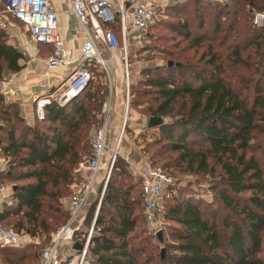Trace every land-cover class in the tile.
<instances>
[{
  "label": "trees",
  "instance_id": "trees-1",
  "mask_svg": "<svg viewBox=\"0 0 264 264\" xmlns=\"http://www.w3.org/2000/svg\"><path fill=\"white\" fill-rule=\"evenodd\" d=\"M171 4L179 17L170 25L179 39L174 45L177 53L166 65L141 72L145 78L131 86L130 105L162 120L154 127L159 148L152 156L175 157H168L161 168L168 175L167 169L174 168L208 178L219 209L202 207L179 191L171 204L164 203L159 247L139 228L144 211L139 180L133 182L125 167L114 164L90 240L89 260L264 264V173L251 155L254 137L264 136V27L252 23L255 13H264V0ZM24 61V54L0 30V81L5 73H19ZM98 68L89 67L92 78L75 99L63 108L47 106L43 118L31 124L19 104H5L0 93V157L5 160L0 183H14L11 204L0 208L2 226L36 237L52 230L49 221L56 229L66 222L68 213L59 199L88 155V137L92 128L101 126L108 99L105 75ZM94 209L95 205L86 225ZM19 253L3 249L0 255L28 259Z\"/></svg>",
  "mask_w": 264,
  "mask_h": 264
},
{
  "label": "built area",
  "instance_id": "built-area-1",
  "mask_svg": "<svg viewBox=\"0 0 264 264\" xmlns=\"http://www.w3.org/2000/svg\"><path fill=\"white\" fill-rule=\"evenodd\" d=\"M174 0H66L67 9L75 17L80 27L81 44L76 58L72 57V47L60 35V13L54 9L51 0H0L3 15L0 13V30H4V15L22 24L29 41L35 47L46 50L45 72L58 68L70 69V73L57 86L48 82L39 83L42 89L48 88L36 100V117L41 120L44 109L54 104L66 106L88 85L92 76L89 67L98 66L106 71L109 85L110 75L107 65L113 53H120L124 62L125 75L129 77L127 60L131 45L142 44L148 37L157 17ZM118 25V32L111 25ZM252 23L264 27V13H255ZM109 53V58L103 57ZM125 115L129 106V85L125 88ZM108 130L104 125L90 140V156L80 169L87 175L83 181L71 188V194L62 202L68 213L66 222L52 232L49 244L41 251L37 264H91L89 244L95 233V223L108 180L113 169L117 152H110ZM5 163V160H4ZM106 163L107 166H103ZM139 180L144 212L151 216L162 206L174 181L159 166L145 164L132 166ZM0 185V190H4ZM95 205L90 226H86L88 212ZM87 227V228H86ZM35 237L25 240L13 228L0 224V246L20 248L35 246ZM81 247L80 250L75 246Z\"/></svg>",
  "mask_w": 264,
  "mask_h": 264
},
{
  "label": "rangeland",
  "instance_id": "rangeland-1",
  "mask_svg": "<svg viewBox=\"0 0 264 264\" xmlns=\"http://www.w3.org/2000/svg\"><path fill=\"white\" fill-rule=\"evenodd\" d=\"M218 1L225 2L226 0ZM172 7V4H170L162 12V14L157 17V20L152 26V29L150 30L147 39L142 44L131 45L129 47L127 55L129 65L128 79L125 75V68L124 62L122 60V55L118 52L112 54V62L107 65V71L109 72L111 78V85H109L106 71L101 67L98 68V70L102 71L105 75V80L108 85V99L104 106V116L102 124L101 126H96L92 128L87 141L88 155L84 157L81 163H85L90 156L89 145L91 137L104 125L107 126L108 130L107 140L110 148L109 151L117 152L114 164L125 167L127 171H129V173L131 174L130 180H132L133 182H137L138 180V176L132 168L133 165L140 167L144 166L145 164H149L161 167L165 163L166 159H170L168 157H171L170 160L174 159L175 155L169 154H166L162 157L152 156L155 151H157V149L159 148L154 144V142L159 136L158 130L156 128H148V121L150 118L147 115L142 114V108L136 105H130L133 99L131 96L129 97L127 116L125 115L126 113L124 105L126 95L125 88L127 83L129 85L130 95L131 86H136L140 80L145 78L141 75V72L144 69L166 65L169 59L174 58L170 55L177 53V50L176 48H174V45L177 41H179V39L176 38V35L171 32L170 25H172L173 23H178L179 17L175 14ZM0 13L3 15V9L1 6ZM189 14L191 15V11H189ZM4 23V31L6 32L9 38V42L13 46H15L19 51L26 53V61L31 60L28 55L29 50H33L38 57L44 59L46 53L44 54V51L42 49H39L30 43L27 30L22 24L18 23L17 21H14L11 17L7 15H4ZM109 28L114 32H117L118 30L115 25H111V27ZM69 29L71 35L75 34L71 38L72 42L74 41V43L76 44L74 49L75 56L78 55V50L81 44V35L79 32L80 27L76 20L71 21ZM184 45L185 43L180 45L179 49L184 47ZM109 56V53L103 52V57L105 59L109 58ZM11 75L12 74L5 73L3 75L2 80L0 81V84L7 82L10 79ZM47 89L48 88H45L43 92L47 93ZM36 100L37 97L33 98L31 101L32 111L35 115L34 119L32 118V116H30L29 118L26 117L25 111L19 104L21 115L24 117V119L26 117V123L31 124L34 120H39L36 117ZM10 102L12 101L4 97L5 104ZM0 125L3 124L0 122ZM252 143L253 148L251 155L255 156L257 161L260 163V166L264 173V136L257 134L254 137ZM80 164L74 170L73 182L68 185V188H66L65 193L59 199V204H61L63 208L64 206L62 205V202L64 200H67V198L70 196L71 188L74 185L81 183L87 175L85 170L80 169ZM103 166H107L106 163H103ZM167 171L174 181L173 187H171V194L169 192L167 195L169 196V199L168 197L164 198L162 206L157 209L151 216L147 215L144 211L141 210L143 221L142 224L139 226V228H141L142 231L145 232L144 235L149 237L151 241L158 246L160 244L158 243L157 236L159 234L162 236L163 227L165 224L162 219V215L164 213V203L171 204V199L180 195L179 191H183L182 197H192V199H194L196 203H198L202 207H206V205L216 207L218 205L216 203L217 199L215 198V195L210 190V180L208 178L196 176L193 174L190 175L182 173L180 172V170L174 168L167 169ZM0 185L9 190L11 193L14 183L4 181L1 182ZM135 193H138V189H136ZM216 208L219 209V206H217ZM51 214L52 216L56 217L60 216L59 213L53 211H51ZM48 223L52 227V230L49 233H43L36 236L35 241L37 244L35 246L31 245L30 247L25 249L21 247H0V252L3 251V249H19L20 257L22 255H27V260H20L18 258L7 259L5 258V256L0 255V264H37L41 251L49 244L50 236L52 232L56 229V225L54 224L55 222L49 221ZM3 226L6 228L15 229L16 232L19 233V235L22 236L24 240L25 238H27V236H29L25 232H19L16 228L10 225L3 224ZM160 253L161 255L164 254L163 248H161Z\"/></svg>",
  "mask_w": 264,
  "mask_h": 264
},
{
  "label": "crops",
  "instance_id": "crops-1",
  "mask_svg": "<svg viewBox=\"0 0 264 264\" xmlns=\"http://www.w3.org/2000/svg\"><path fill=\"white\" fill-rule=\"evenodd\" d=\"M51 2L54 9L60 13V35L72 47V57L76 58L77 55L74 56L76 44L71 40L72 36L75 34L71 35L69 29L71 21L76 19L73 15L66 11L68 6L66 0H51ZM22 53L26 56V53ZM28 55L31 60L26 61L25 58V61L23 62V69L17 74H12L7 82L1 83V94L6 99L20 104L22 109L25 111L26 117L29 118L32 116L34 119L35 115L32 111L31 101L33 98L39 97L44 93V89L38 86L39 83L48 82L51 87H55L69 75L70 69L58 68L52 71L48 77H45L44 72L46 55L44 56V59H42L41 57H38L33 50H29ZM47 90L49 91V89ZM4 169V159L0 157V172ZM10 195L11 193L9 190H0V208L3 204H11Z\"/></svg>",
  "mask_w": 264,
  "mask_h": 264
},
{
  "label": "water",
  "instance_id": "water-1",
  "mask_svg": "<svg viewBox=\"0 0 264 264\" xmlns=\"http://www.w3.org/2000/svg\"><path fill=\"white\" fill-rule=\"evenodd\" d=\"M168 65L171 66L172 63L169 62ZM0 93H1V84H0ZM76 97H77V96H75L73 99H75ZM73 99H72V100H73ZM72 100H71V101H72ZM160 124H162V120H161L160 118H150L149 121H148V127H149V128L157 127V126L160 125ZM13 190H14V187H13ZM157 238H158V240H159L160 242L162 241V239H161V235H160V234L157 236ZM75 249L80 250L81 247H79L78 245H76V246H75Z\"/></svg>",
  "mask_w": 264,
  "mask_h": 264
}]
</instances>
